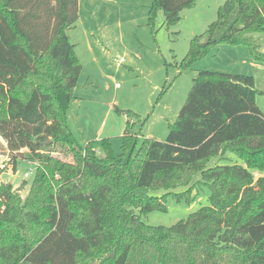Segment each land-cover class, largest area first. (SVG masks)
<instances>
[{
    "label": "trees",
    "instance_id": "obj_1",
    "mask_svg": "<svg viewBox=\"0 0 264 264\" xmlns=\"http://www.w3.org/2000/svg\"><path fill=\"white\" fill-rule=\"evenodd\" d=\"M77 2L0 0V150L14 171L24 150L38 165L30 184L0 186V264H264V113L254 78L199 72L164 142L137 147L126 122L119 155L109 139L81 146L66 115L81 71L66 34ZM194 3L150 0L148 14L160 10L171 27ZM250 33H264V0H224L177 67L220 44L253 50ZM227 154L245 165L207 167ZM197 174L208 206L170 227L142 221L166 212L168 194L189 200Z\"/></svg>",
    "mask_w": 264,
    "mask_h": 264
},
{
    "label": "rangeland",
    "instance_id": "obj_2",
    "mask_svg": "<svg viewBox=\"0 0 264 264\" xmlns=\"http://www.w3.org/2000/svg\"><path fill=\"white\" fill-rule=\"evenodd\" d=\"M78 20L66 31L74 45L81 71L73 99L67 109L68 126L79 145L109 139L116 155L122 152L121 136L126 122L137 133V147L144 139L164 142L168 125L173 123L184 105L193 79L201 71L253 76L257 87L264 85V33H250L256 45L220 44L209 48L200 60L179 71L178 65L189 50L194 36L203 35L216 20L224 0H195L193 7L181 12L180 20L171 27L164 25L159 10L151 19L150 0H77ZM264 109V97L257 96ZM264 111V110H263ZM134 114L130 117L127 113ZM27 151L18 156L13 170L12 156L0 150V186L11 184L16 190L23 181L30 184L37 164L28 161ZM100 154V153H99ZM56 158L72 162L64 154ZM226 160L211 159L207 167L244 162L232 154ZM33 174L24 178V174ZM195 175L189 200L177 201L172 194L165 198L166 212L153 211L142 216L150 226L170 227L201 207L208 206L209 190ZM28 184V185H29ZM19 194L23 198L29 186ZM190 188V187H189ZM187 188L174 190L184 193ZM158 191L153 195L161 196Z\"/></svg>",
    "mask_w": 264,
    "mask_h": 264
},
{
    "label": "crops",
    "instance_id": "obj_3",
    "mask_svg": "<svg viewBox=\"0 0 264 264\" xmlns=\"http://www.w3.org/2000/svg\"><path fill=\"white\" fill-rule=\"evenodd\" d=\"M253 77V76H252ZM254 78V81H255V88L259 91V92H261V94H259L261 97H264V85L262 86H260V87H257V79L255 78V77H253ZM258 96V95H257ZM260 108V107H259ZM261 109V108H260ZM262 111L264 110V109H261ZM263 113H264V111H263Z\"/></svg>",
    "mask_w": 264,
    "mask_h": 264
},
{
    "label": "built area",
    "instance_id": "obj_4",
    "mask_svg": "<svg viewBox=\"0 0 264 264\" xmlns=\"http://www.w3.org/2000/svg\"><path fill=\"white\" fill-rule=\"evenodd\" d=\"M33 174V170H30L29 172H26L24 174V178H28L29 176H31Z\"/></svg>",
    "mask_w": 264,
    "mask_h": 264
}]
</instances>
